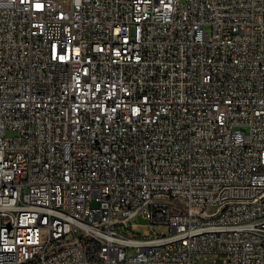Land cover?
I'll return each instance as SVG.
<instances>
[{"label":"built area","instance_id":"2783aa9c","mask_svg":"<svg viewBox=\"0 0 264 264\" xmlns=\"http://www.w3.org/2000/svg\"><path fill=\"white\" fill-rule=\"evenodd\" d=\"M0 264H264V0H0Z\"/></svg>","mask_w":264,"mask_h":264},{"label":"rangeland","instance_id":"374dc122","mask_svg":"<svg viewBox=\"0 0 264 264\" xmlns=\"http://www.w3.org/2000/svg\"><path fill=\"white\" fill-rule=\"evenodd\" d=\"M206 31H209V28H205ZM15 134L14 131H6V136H13ZM131 224H137V228L133 231L134 236L138 237H144V233L146 231L150 232H155L156 234H168L169 233V228L167 225H153L149 226L148 222L146 219H144L142 216L138 215L134 217L131 220ZM130 236L132 233H128ZM128 254H131V251H127Z\"/></svg>","mask_w":264,"mask_h":264}]
</instances>
